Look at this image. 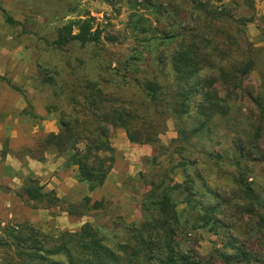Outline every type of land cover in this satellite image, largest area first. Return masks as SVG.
<instances>
[{"label": "trees", "instance_id": "1", "mask_svg": "<svg viewBox=\"0 0 264 264\" xmlns=\"http://www.w3.org/2000/svg\"><path fill=\"white\" fill-rule=\"evenodd\" d=\"M253 4V0H166L164 9L172 17V25L161 38L151 35L144 49L122 64V77L135 82L136 92L129 96L106 90L103 84L113 82V78L103 77L98 67L103 57L100 56V62L98 53L91 57L97 79L84 78L83 86L72 88L74 94L66 102L69 109L61 105L49 107L57 112L58 131L45 134L37 142L32 159L42 161L48 152L68 154L65 163L76 167V181L93 191L103 185L113 165L112 130L123 129L132 144H154L161 150L168 147L160 144L158 136L171 117L177 136L173 139L174 148L168 150L169 166L163 169L158 182L150 183L144 209L148 215L139 225L129 226L127 242L110 246L109 238L88 222L77 232L58 231L53 236L32 226H10L6 237L0 238V245L10 256L3 264H199L197 253L193 249L181 250L177 237L188 234L189 223L215 233L218 224L225 227V221L216 215L219 203L205 204L200 186L204 194L215 193L220 202L231 205L238 216L245 215L247 223L251 221L264 232V199L248 183L251 169L243 160L248 143L240 136L235 139L233 149L237 157H226L228 150L223 154L196 145L199 137L213 138L215 119L238 124L236 104L252 106L259 119V130L264 123L263 83L258 81L256 91L243 85L254 70V62L239 53L243 27L253 18L250 13H240L252 10ZM101 38V30L86 14L59 27L51 45L63 50L78 44L96 51L101 48ZM164 40L176 42L175 47L159 51ZM153 66L157 73L151 69L141 78L134 74ZM58 73L53 74L57 77ZM152 74L161 75V79ZM53 79L54 76L47 75L44 80L59 95L65 88ZM190 117L193 123L188 121ZM218 159L237 169L233 181L240 190L235 203L207 186L212 176L220 178L218 173H207ZM176 176L181 179H175ZM22 193L28 200L48 204L44 208L60 202L53 190L44 191L32 178L25 179ZM89 202V197H85L78 205L69 204L65 212L81 217L89 208L101 206L95 201L89 207ZM225 247L230 251H222L220 256L226 263L250 264L246 246Z\"/></svg>", "mask_w": 264, "mask_h": 264}, {"label": "rangeland", "instance_id": "2", "mask_svg": "<svg viewBox=\"0 0 264 264\" xmlns=\"http://www.w3.org/2000/svg\"><path fill=\"white\" fill-rule=\"evenodd\" d=\"M165 1L0 0V238L6 237L5 232L10 226L14 229L32 226L53 236L58 231L77 232L88 222L103 232L109 238L108 244L115 247L129 240L130 225L137 226L145 221L148 215L144 211L145 196L150 183L158 182L163 169L168 168V150L174 148L173 139L177 133L171 117L158 136L160 144L168 147L165 148L167 151L154 144H132L123 129L112 130L113 165L103 185L93 191L76 181V167L65 163L68 154L48 152L42 161L32 159L31 155L45 134L58 131L57 112L49 107L61 105L65 110L69 109L66 102L74 94L72 88L83 86L84 78L97 79L95 64L90 63L94 54L98 53L99 62L100 56L103 57L98 66L103 77L114 79L103 84L106 90L126 96L136 92L135 82L122 77L125 75L122 64L142 51L151 35L161 38L172 25V17L164 9ZM253 3L252 10L240 13H250L253 17L243 27L239 51L254 62L253 72L243 80V85L250 91H256L258 81L264 87V0H253ZM86 14L102 32L99 45L102 50L82 48L78 44L58 50L51 45L59 27ZM175 44L164 40L159 51L167 52ZM109 63L110 68L107 67ZM156 68L147 67L134 74L141 78L151 69L157 73ZM54 71H58L59 76L56 77ZM47 75L54 76L53 80L65 91L56 95L51 84L44 80ZM153 76L161 79L159 74ZM234 112L239 115L238 124L215 119L213 138L199 137L196 145L223 154L228 150L226 157H237L233 143L242 137L243 142L248 143L243 160L251 169L247 181L264 199V123L259 130V119L249 103L234 105ZM188 121L194 122L191 117ZM216 161L217 165L207 173H218L220 178L212 176L207 186L235 203L240 190L233 181L237 169L224 159ZM26 178L37 180L44 191L53 190L60 199L58 205L44 208L48 204L28 200L22 193ZM175 179L180 180L181 176ZM200 193L205 204L219 203L216 215L225 221V227L218 224L215 233L212 229L189 223L188 234L177 237L179 248L193 249L201 260L199 264H243L226 263L220 256L222 251H230L225 244L228 248L242 244L247 247L250 264H264V232L251 221L247 223L245 215L238 216L231 205L220 202L215 193L204 194L202 186ZM85 197L90 199L89 207L99 201L100 208H89L81 217L65 212L69 204L78 205ZM5 250L0 245V264L10 258Z\"/></svg>", "mask_w": 264, "mask_h": 264}]
</instances>
